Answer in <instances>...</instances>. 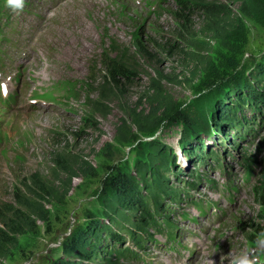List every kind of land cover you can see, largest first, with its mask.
I'll return each mask as SVG.
<instances>
[{
	"label": "rangeland",
	"instance_id": "obj_1",
	"mask_svg": "<svg viewBox=\"0 0 264 264\" xmlns=\"http://www.w3.org/2000/svg\"><path fill=\"white\" fill-rule=\"evenodd\" d=\"M64 1L30 0L33 11L22 14L18 20L20 9L10 8L2 17V23L8 18H17L24 37L36 35L37 26L50 25L42 18L47 6H57ZM124 1L104 3L102 11H94L93 20L81 17L80 29L88 31H94L98 21L108 20L98 28L90 52L78 69L70 49L80 34L69 45L65 32L58 40L62 63L51 55L54 66L46 69L43 58L40 70L45 75L46 85L40 86L25 76L32 86L42 87V90L50 88L48 76L71 80H60L66 96L57 104L40 97L31 100L33 93L25 94L32 88L23 79L22 71L21 82L17 83L15 79L16 69L21 68L18 63L23 46L19 49L9 46L11 58L6 59L7 65L0 66V81H5L17 95H25L19 104L16 103V119L7 117L11 105L0 111L1 139L9 120L7 133L0 142V228L15 241L6 253L0 251V264H56L59 259L74 264H102L99 260H92L88 245L85 248L87 259L81 250H73L71 254L66 252V256L65 243L74 234L86 232L90 222L100 221V213L104 210L109 216L112 213L113 199L103 195L100 186L106 167L130 164L133 175L139 177L142 172L133 162L138 160L141 166L147 164L148 148L156 152L150 143L160 145L161 142L177 156L178 174L173 173L174 168L168 172L176 188L185 190L188 183L193 182L190 176L193 171L206 174L220 184L231 179L238 191L233 192L232 195H237L231 201L222 194L224 190L214 191L203 182H195L198 188L191 191L194 200L203 204L212 201L217 203V208L207 202L205 210L209 212L204 215L194 206L182 205L181 212L199 219V224L195 225L186 222L179 214L176 217L177 226L185 232L181 244L188 249L180 246L176 250L148 248L146 251H151L146 256L149 264H231L235 256L244 253L253 262L258 258L260 264H264V243H258V237L264 232V206L255 200L253 194V188L260 178H264V163L254 166L253 182L247 183L243 180V170L235 161L245 153H257L259 147V158L264 159V115L258 108L256 111L250 109L246 115L250 118L246 128L239 126L237 132L226 125L228 136L225 137L214 130L220 127L214 126L210 117L205 121L207 129L202 122L205 115L201 111L197 116L192 114L200 121L197 127L200 130L191 133L190 143L196 152L203 144L204 155L211 151L218 154L224 165L230 168L231 176L228 177L224 176L225 170L206 167L207 162L193 163L195 158L189 159L181 145L184 138L182 126L173 125V120L167 121L169 112L164 115L172 109V103L182 115L189 110L191 102L199 99L208 109V101H213L209 100L210 89L204 90V77L206 73L210 75L213 64L220 57L235 54L224 42L228 35L238 40L241 32H250L248 50L242 60L248 72L254 69V63L264 54L261 52L264 50V25L261 24L264 0H142L143 7ZM146 1L149 6L145 5ZM83 6L91 10V0L71 3L66 12ZM107 9L110 12L106 14ZM208 9H213L217 18L206 12ZM181 10H186L184 15H179ZM38 12L40 18L36 15ZM52 13L50 10L49 15ZM60 15L63 17L65 13ZM236 24L242 25L238 32L234 27ZM51 31L55 33L53 28ZM52 40L53 35L46 38L44 45L50 48ZM68 45V50L64 51ZM254 46L257 50L252 54ZM113 60L119 62V67L127 75L112 73L106 68L105 62ZM46 65L51 66L48 56ZM260 89L264 91L262 86ZM255 96V93L250 94L246 103L252 102ZM30 100V105L38 106L26 109ZM236 100L234 98L231 102L229 97L224 106L233 108ZM214 113L215 119V110ZM160 118L165 122L154 126ZM183 124L188 125L186 120ZM255 128V134L250 133ZM242 131L248 133L246 140L240 135ZM136 137L138 142L134 141ZM223 138L226 139L224 142ZM4 147H7L6 154ZM116 217L126 218L123 221L126 228L133 227L132 223L126 222V216ZM126 228L118 224L114 226L115 231L121 229L125 233L129 232ZM102 236L107 237L106 233ZM189 250L194 254L191 255Z\"/></svg>",
	"mask_w": 264,
	"mask_h": 264
},
{
	"label": "trees",
	"instance_id": "obj_2",
	"mask_svg": "<svg viewBox=\"0 0 264 264\" xmlns=\"http://www.w3.org/2000/svg\"><path fill=\"white\" fill-rule=\"evenodd\" d=\"M185 11L186 10H181L179 15H184ZM206 12L217 18V14L213 9H208ZM261 24L264 25V20L261 21ZM234 27H237L236 31L238 32L242 28V25L236 24ZM233 28L230 30L232 31ZM249 38L250 32L243 31L241 32V35L238 36V40L230 38L229 35L224 39V42L228 44L230 51L235 54H231V56L228 57L226 55L220 57L218 60H221L219 62L217 60V62L213 64L214 68L210 75H208V73L205 74L203 87L205 91L208 88L210 89L209 100L211 99L213 101H208L210 104L207 110L205 109L203 102L199 99V101L191 102V106H188L189 110L182 115H180V109L177 108V106L174 107L173 103L171 106L172 109L164 113V115H166L169 112V114H167V121L173 120L172 122H175L173 125L177 127L182 126L181 133L182 135L184 134V138L181 145H183V148L188 153L190 159L195 158L193 163H199L196 161L200 160L204 163L207 162L206 167L209 166L211 169H216L218 171H227L226 169H229V167L223 164L224 161L222 162L219 155L214 151L209 152V155H204L203 144L198 150L199 153L194 150L189 137L192 132L196 133L200 130L197 129L200 121L198 122L197 118L192 116L193 113L197 116L201 111L205 115L204 121L202 122L206 128L207 125L205 121L210 117V120L214 121V126L217 125L220 127L219 129L214 128V130L223 133L225 137L228 136L225 132L226 125L231 126L230 130H236L237 132L239 126L243 129L246 128V123L250 120L246 115L250 109L251 111H256L255 109L258 108L260 110L259 113L264 115V91L260 89V94L257 93L260 91V86L264 88V54L260 57L259 61L254 63V69L248 72L249 69H247L246 63L243 62L242 57L248 50ZM255 50L257 49L254 46L251 53L254 54ZM261 52H264V50H261ZM105 66L109 71H112V73L127 75V73L119 67L118 61L113 60L111 62H105ZM247 73H249L250 76H248ZM252 93H255L257 96L251 100L252 102L246 103V100ZM163 94L164 92L162 93V97H164ZM201 96L202 95H200V97ZM229 97L231 102L234 98L237 99L233 108L224 106L225 101H227ZM211 104H214L213 107ZM246 107H249V109L244 110ZM214 110L216 111L215 119ZM183 120H186L188 125L183 124V126ZM157 122L158 123H155L154 126L165 122V120L160 118ZM257 126L260 128V125ZM156 128L157 127H155V129ZM256 129L257 128L253 129L250 133L255 134L254 130ZM244 132L245 131H242L240 135L243 138L245 137L246 140V135L248 133L246 134V132ZM138 139L139 138L136 137L134 141L138 142ZM222 140V142H224L226 139L223 138ZM150 145L155 147L156 152L151 151L150 147L148 148L150 154L145 155L147 164L141 166V163L138 164V160L133 162L136 164L137 170L142 172V175L139 177L133 175L130 164L124 163L121 166L115 167L114 165H109L106 167L104 177L100 180V186L101 193L110 197V199H113L112 213H110L109 216L104 210L100 213V221L97 222V220H94L90 222L86 232L83 231L81 234H74L72 237L68 238V241L65 243L66 249L64 248L65 254L66 252L71 254L73 250H81L83 257L87 259L89 254L92 257V260H99L102 264H128V261H132L135 257L134 254L136 253L135 250L132 249V246L139 250L146 249L147 244L149 245L154 241V234L160 233L159 231L162 230L165 225L164 222H166L165 220H167L166 223L171 222V226L177 227V223L175 222L176 218L174 216L175 214L173 212L176 211L180 213L177 208H180L184 201L191 197V191L198 188L195 182H203L207 185L216 184V182L208 178L206 174L192 171L190 176L193 182L188 183V187H186L185 190L176 188L172 184V180L168 174V172L171 171V168H174V174H178V168L176 167V154L173 153V150L169 146H166L162 142L160 145H153V143H150ZM224 150L226 151L227 149L225 148ZM258 150H260V147L257 149V153L248 155L245 153L240 157L239 161L238 159L235 160L237 161L238 166L250 170L255 165L263 164L264 159L259 158ZM226 152L232 155L229 150ZM213 164H215V167H212ZM145 172L147 174H145ZM253 194L255 200L258 201L261 206H264L263 177L260 178ZM166 201L169 203L166 204ZM116 216H126V222L132 223L133 227L126 228L127 226H124L123 224V221L126 218L120 219ZM166 216H168V218ZM104 222H110L112 224L107 225ZM116 224L123 226V228L129 230V232L125 233L121 229L115 231L114 226ZM102 233H106L107 237H105V239L102 236ZM14 243L15 241L12 240V236H8L5 233V230L0 228L1 253H6L8 247ZM126 243L129 245L127 246ZM87 245L89 249H91V252L88 254L85 253ZM66 256L68 255L66 254ZM59 260L60 261L56 264H74L70 261L65 262V260L62 259Z\"/></svg>",
	"mask_w": 264,
	"mask_h": 264
},
{
	"label": "bare ground",
	"instance_id": "obj_3",
	"mask_svg": "<svg viewBox=\"0 0 264 264\" xmlns=\"http://www.w3.org/2000/svg\"><path fill=\"white\" fill-rule=\"evenodd\" d=\"M80 0H70L66 5H64L61 9H60V14H62L63 12L65 13V15L63 17H61V22L60 25L57 27H53V32L55 31V33H53V40H52V44L50 46L51 49V55L55 56L56 58H58L60 60V62L62 63L61 59H60V51H59V45H58V40L59 37L67 32V36H68V44L70 45L73 42V38L76 37L78 34H80L77 42L71 47L70 49V53L75 61V67L76 69H78L81 65V61H83V58L87 55V53L90 52L91 49V45L93 43L94 38L97 35L98 32V28L101 27L102 23L107 21L108 18H106L105 20L102 21H98L97 23H95V30L94 31H88V30H84V29H80V24L79 22H81V17L85 16L86 19H92L94 15H96V13L94 12L96 9L98 10H103L102 6L104 5V3H110V0H91V10H87L86 7H80L76 10H72L69 12H66V7L74 2H77ZM81 1H88V0H81ZM133 1V0H130ZM89 3V2H88ZM87 5V4H85ZM88 7H90L88 5ZM110 12V9L106 10V14ZM87 23H85L86 25ZM87 26V25H86ZM92 27V26H91ZM88 28V27H87ZM37 45V43H34V47ZM69 45L67 48L64 49L68 50ZM29 54H25L22 62H21V66L23 67L24 70V77L26 76V78L28 80H31L33 82L38 83L40 86L46 85V79H45V75L42 74L41 72V66L43 65V56L42 54H40L39 52H37L35 49H31L29 51ZM66 53H68V51H66ZM91 54H94L91 53ZM65 57L67 58V54H64ZM70 56V54H69ZM78 71V70H77ZM79 73V71L77 72ZM26 79V80H27ZM47 83L50 85V82L47 80ZM40 89L42 87H39ZM258 93V92H257ZM259 94V93H258ZM23 100V96L20 98V101ZM20 101L18 102V104L20 103ZM35 107V106H32ZM17 113V108H16V104L13 107V111L10 113L9 115V119L14 120L15 115ZM227 151V150H226ZM179 155V154H178ZM190 159V158H189ZM212 159V158H211ZM242 162V161H241ZM219 163V162H218ZM224 164V163H223ZM156 165V164H155ZM172 166V165H171ZM182 167V166H181ZM209 167V166H208ZM219 167V165H218ZM201 168V167H200ZM217 171V170H216ZM175 173V172H174ZM187 175V174H186ZM185 175V176H186ZM219 175V174H218ZM221 176V175H220ZM225 176V174H224ZM193 177V176H192ZM224 179V177H222ZM211 182V181H210ZM217 182V181H216ZM253 182V180L251 181ZM197 185V183H196ZM192 186V185H191ZM251 187V186H250ZM247 188V187H246ZM222 191V190H221ZM188 194V193H187ZM185 196V195H184ZM243 196V194H242ZM177 197V196H176ZM196 197V196H195ZM182 198V197H181ZM241 198V197H240ZM210 200V199H209ZM239 200V199H238ZM208 201V200H207ZM182 202V201H181ZM209 203V202H208ZM209 205V204H208ZM221 207V206H220ZM186 208V207H185ZM165 209V208H164ZM175 209V208H174ZM153 210V209H152ZM165 211V210H164ZM185 211V210H184ZM224 211V209H223ZM186 212V211H185ZM165 213V212H164ZM194 213V211H193ZM195 215V214H194ZM130 216V215H129ZM161 216V215H160ZM165 216V215H164ZM227 216V215H226ZM158 217V216H157ZM168 218V216H166ZM155 218V217H154ZM162 219V218H161ZM179 219V218H178ZM165 220V219H164ZM169 220V219H168ZM167 222V220H165ZM177 221V220H176ZM184 221V220H183ZM162 224V223H161ZM165 224V222H164ZM171 225V222L168 223ZM160 225V224H159ZM151 227V226H150ZM175 227V226H174ZM159 228V227H158ZM157 228V229H158ZM153 232V231H152ZM160 232V231H159ZM150 233V232H149ZM153 238V237H152ZM154 239V238H153ZM141 240V239H140ZM123 243V242H122ZM120 244V243H119ZM148 245V244H147ZM142 246V245H141ZM4 247V246H3ZM146 248V247H144ZM138 249V248H137ZM152 250V249H151ZM151 252V251H150ZM129 255V254H128ZM133 255V254H132ZM164 257V256H163ZM131 258V257H130ZM124 259V258H123ZM149 259V258H147ZM66 261V260H65ZM129 262V261H128ZM169 263V262H168Z\"/></svg>",
	"mask_w": 264,
	"mask_h": 264
},
{
	"label": "clouds",
	"instance_id": "obj_4",
	"mask_svg": "<svg viewBox=\"0 0 264 264\" xmlns=\"http://www.w3.org/2000/svg\"><path fill=\"white\" fill-rule=\"evenodd\" d=\"M7 3L13 9H21L24 5V0H7ZM258 243H264V232L258 237ZM231 264H253V261L249 259L248 254L244 253L242 255L235 256Z\"/></svg>",
	"mask_w": 264,
	"mask_h": 264
}]
</instances>
